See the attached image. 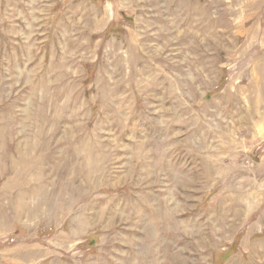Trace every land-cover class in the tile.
I'll return each mask as SVG.
<instances>
[{
	"label": "rangeland",
	"instance_id": "374dc122",
	"mask_svg": "<svg viewBox=\"0 0 264 264\" xmlns=\"http://www.w3.org/2000/svg\"><path fill=\"white\" fill-rule=\"evenodd\" d=\"M0 264H264V0H0Z\"/></svg>",
	"mask_w": 264,
	"mask_h": 264
}]
</instances>
